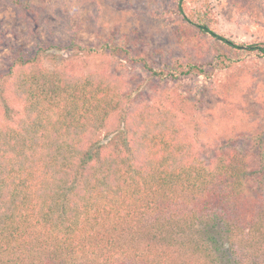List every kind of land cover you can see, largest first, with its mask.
Wrapping results in <instances>:
<instances>
[{"label": "trees", "instance_id": "obj_1", "mask_svg": "<svg viewBox=\"0 0 264 264\" xmlns=\"http://www.w3.org/2000/svg\"><path fill=\"white\" fill-rule=\"evenodd\" d=\"M7 2L35 46L23 52L0 29L10 50L0 86L22 102L21 117L15 121L6 108L0 125V264H264L262 135L251 155L236 148L238 138L214 140V159L205 165L169 110L129 109L110 77L42 67V55L60 46L39 39L41 7ZM184 3L176 0L178 13L186 33L195 31L186 44L194 51L209 40L214 71L264 59V42L219 35L208 6L192 19ZM143 67L151 78L177 79ZM187 68L182 75L203 71ZM114 113L119 132L106 145L95 142Z\"/></svg>", "mask_w": 264, "mask_h": 264}, {"label": "rangeland", "instance_id": "obj_2", "mask_svg": "<svg viewBox=\"0 0 264 264\" xmlns=\"http://www.w3.org/2000/svg\"><path fill=\"white\" fill-rule=\"evenodd\" d=\"M32 2L43 12L38 22L39 39L60 46L42 55V67L50 71L65 69L80 77H110L119 84L129 109L154 104L169 110L205 165L214 159L216 139L225 142L238 138L236 148L251 155L256 148L255 136L262 135L264 147V59L250 57L231 68L214 71L212 53L207 51L209 40L205 38L199 50L188 48L186 40L195 31L188 27L186 33L176 0ZM0 5L3 37L8 44L33 53L35 44L28 36L25 21L18 18L7 0H0ZM204 6H208L219 35L237 43L264 42V0H185L183 9L194 19ZM121 41H125L123 45ZM71 43L73 47H69ZM109 44L122 45L123 51H113ZM65 46L69 49L61 50ZM87 47L95 48L96 53L85 55L79 49ZM9 57L10 50L0 35V74L9 64ZM143 62L154 70L171 72L177 79L151 78ZM188 63L202 67V73L182 75ZM8 87L0 86L1 126L9 118L6 108L13 110L10 117L15 121L21 117L22 102ZM119 127L118 113H114L94 137L95 142L108 144ZM104 149L108 150L109 145Z\"/></svg>", "mask_w": 264, "mask_h": 264}]
</instances>
